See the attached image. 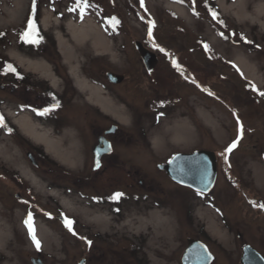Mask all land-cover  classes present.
I'll use <instances>...</instances> for the list:
<instances>
[{
  "label": "rangeland",
  "instance_id": "obj_1",
  "mask_svg": "<svg viewBox=\"0 0 264 264\" xmlns=\"http://www.w3.org/2000/svg\"><path fill=\"white\" fill-rule=\"evenodd\" d=\"M31 1L0 0V71L8 61L24 77H0V264H31V257L46 264L80 258L82 264H135L132 249L142 264H180L188 239L206 242L210 264H240L245 244L264 257L258 209L264 200V0H143L154 21L149 44L136 14L141 0H131L130 8L125 0H91L102 15L90 6L80 14L73 0H40L43 33L39 43L22 47L19 28ZM113 13L121 19L117 32L106 23ZM136 41L157 56L150 73ZM157 45L165 51L150 47ZM174 59L181 67L170 66ZM107 72L123 80L110 83ZM238 119L243 135L227 153ZM112 125L116 134L106 136ZM104 129L101 137L114 148L108 139L111 151L103 155L111 157L94 168L92 150ZM193 150L216 156L217 178L206 195L170 184L156 166ZM139 181L144 192L172 191L174 238L122 237L154 234L156 227L162 235L163 222L147 220V200L122 201L116 216L93 201L92 195L120 188L134 193ZM29 212L39 251L24 223ZM58 215L73 221L72 231ZM97 232L104 234L88 250Z\"/></svg>",
  "mask_w": 264,
  "mask_h": 264
},
{
  "label": "water",
  "instance_id": "obj_2",
  "mask_svg": "<svg viewBox=\"0 0 264 264\" xmlns=\"http://www.w3.org/2000/svg\"><path fill=\"white\" fill-rule=\"evenodd\" d=\"M137 51L147 72H151L157 62V56L147 49L139 41L134 42ZM106 78L110 83H119L123 80V75L107 72ZM116 129L111 126L107 133ZM111 151L109 141L104 137L97 139V144L93 148L95 155L94 168L99 162V157ZM31 162L35 164L29 156ZM157 168L165 171L176 183L189 187L195 191L207 193L214 185L216 179V156L209 150H197L191 153H177L168 162L157 164ZM64 223V217H59ZM65 224V223H64ZM237 236H240L237 232ZM213 256L209 253L205 244L196 239H188L187 246L181 255V264H209ZM240 264H264V257L250 245H244L240 255ZM83 259L78 261L82 264ZM32 264H44L38 257L31 258Z\"/></svg>",
  "mask_w": 264,
  "mask_h": 264
},
{
  "label": "flooded vegetation",
  "instance_id": "obj_3",
  "mask_svg": "<svg viewBox=\"0 0 264 264\" xmlns=\"http://www.w3.org/2000/svg\"><path fill=\"white\" fill-rule=\"evenodd\" d=\"M169 62L171 63V60ZM170 66L172 68H174L175 65L174 64H170ZM199 89H201V91H203L204 96L206 97L207 96L206 87L199 86ZM105 130L106 129H104L102 133H100V134H98L96 136V139H95L96 142H97V139H98L99 136H102V135H104L106 133ZM115 134H116V129L114 131H112V132H109V133L105 134V135L106 136H111V135H115ZM109 141L111 142L112 149H113L114 148V143H113V141L111 139H109ZM193 151H195V150H193ZM190 152H192V151H190ZM104 157H106V158L111 157V154L102 155L101 156L100 167H102V164L104 162ZM91 158H93V160H94L93 154H92ZM94 172H97V170L94 171ZM159 173L164 174L166 179L168 180V182L170 184H173V185L177 184L173 179H171L169 177V175L165 171L160 170ZM124 179H127V178H124ZM231 183H232L233 188H235V179ZM130 184L131 185H133V184L136 185V183H134V182H132ZM138 184H139V186H137V185L133 186L134 191H136L134 193L124 192V190L122 188H120L119 191H117V192H122L124 195L121 196L120 199H118V200L110 198L115 193H117V192H113L109 196L92 195L93 201H95V202H97L99 204H102V205H105V204L108 205L109 208L112 210V214L116 216V215L121 213L120 207H121L122 201L129 200V201L135 202L136 205H140L141 203H143L144 200H147L149 202V205H148L149 208H147V212H148L149 216H147V220H149V223L151 222L152 224H154L156 226L159 224L158 221H162L163 222V227H164V232L162 233V235L159 234V229L156 227V229L153 231L154 234L144 235L142 233V231H140L139 234L131 235L130 237L124 235L122 237H124V238H174L173 212L171 211V213H170L169 212V208L167 207L170 204L171 205L173 204V206H175V204H174V196L172 195L173 194L172 191L170 192L171 195L168 194V193L165 194L163 192L154 194L153 192H151L150 188L147 187V189H146L147 191L144 192V189L142 187L143 186V182L139 181ZM198 194H202V193H198ZM206 194H202V195H206ZM170 202H173V203H170ZM263 203H264V200H261V201L258 202V205H263ZM151 206H152V208H150ZM258 209L262 213H264V208L258 207ZM103 234H101V232H99V233L97 232L96 234H94V233L90 234V237H89L90 239L89 240L92 241V244H91V246L88 245V250H90L92 248V246L95 245L94 239L95 238H100L101 236H103ZM188 238L189 237H187V239ZM201 241L203 243H206L203 240H201ZM140 247H141V245H140ZM135 249H136V247H135ZM183 249H182V251H183ZM132 251H133V249L131 250V254L135 258V264H142L141 257L140 258H136V256H135V252L137 254V251L136 250L134 252H132ZM172 251L173 252H172L171 255H169V257L174 259L175 250H172ZM182 251H181V253H182ZM180 256H181V254H180ZM213 259H214V254H213Z\"/></svg>",
  "mask_w": 264,
  "mask_h": 264
},
{
  "label": "trees",
  "instance_id": "obj_4",
  "mask_svg": "<svg viewBox=\"0 0 264 264\" xmlns=\"http://www.w3.org/2000/svg\"><path fill=\"white\" fill-rule=\"evenodd\" d=\"M90 1L91 0H81V2L83 4V11L87 8V6H90V7H92L97 12L98 15H102V12H103L102 7L99 4H94L93 2L90 3ZM114 1L113 0H109L110 3L111 2L112 3H115ZM125 1H126L127 7L130 8L131 0H125ZM77 2H78V0H73L74 7L77 8V11L80 14H82L83 11H81V8L77 6ZM39 9H40V0H35V7L33 6V0H32L31 3H30V5H29L28 14H27V16H26V18H25V20L23 22V26L19 28V29H21V31H19L18 39H19V45H21L22 47H24L25 45L29 44V43H25L24 40L21 39V35L20 34L26 29V27H27V20H28V18L30 16L36 22L37 29H38V37L41 36V34L43 33V32H41L40 26H39V23H38ZM139 10H140V12L139 11H136V14L139 16L140 20L145 23V25L148 28V30L149 29H152L154 27V24L152 22H154V21L151 18V16L148 14V12L145 11V8H144L143 4H141ZM209 12L212 14V17L214 19H216L218 17V13H217L216 10L210 9ZM213 13L216 14L215 17L213 16ZM106 19H107L106 20V23H107V25L109 27V30L111 32H117L118 29H119V27H120V20H121L120 17H119V14L113 13V15L107 16ZM113 21H116V22L114 23ZM221 23H222V21H221ZM0 33H2V34H0V43H2V41L5 38V36H4L5 35V31H0ZM148 33H149V31L147 32L146 43L149 44L151 36H149ZM205 44L206 43L204 42L203 43L204 49L210 53L211 51L209 50V47L205 48ZM150 47L151 48H155L157 51L160 50V47H157V48L156 47H153V46H150ZM6 64H11V63H9L8 61H6ZM6 64L5 65H2V68H1V71H0V77L9 76V77H12L13 79L18 80L20 82V80H22L24 77L20 73L19 69L17 67H15L14 65L11 64L16 69V72H10V71L7 70ZM17 73L19 75H17ZM8 74H10V75H8Z\"/></svg>",
  "mask_w": 264,
  "mask_h": 264
},
{
  "label": "snow or ice",
  "instance_id": "obj_5",
  "mask_svg": "<svg viewBox=\"0 0 264 264\" xmlns=\"http://www.w3.org/2000/svg\"><path fill=\"white\" fill-rule=\"evenodd\" d=\"M141 4H143V0H141ZM33 6L35 7V0H33ZM77 6L81 8V11H83V4L81 2V0H78L77 2ZM215 13H213V16L215 17ZM114 23L116 21H113ZM154 24V22H152ZM2 34V33H0ZM149 36L152 35V32H151V29H149ZM21 35V39L24 40L25 43H29V44H37L39 43V39H38V29H37V25H36V22L35 20L30 16L27 20V27L26 29L20 34ZM250 43V41H249ZM157 47H159V45H157ZM208 46L205 44V48H207ZM160 51H165V49L163 48H160ZM173 64L176 66V67H180L179 64L176 63L175 59L173 60ZM6 68L8 71L10 72H16V69L11 65V64H6ZM17 75H19L17 73ZM253 89H256V86L254 84L250 85ZM260 95L261 96H264V92H260ZM35 110V109H34ZM50 109H43L42 111L39 112V114L41 115H44L46 114ZM238 122V125H239V134L237 136V138L235 140L232 141L231 144L228 145V147L225 149V152L227 153H230L232 152V150L234 148L237 147V144L240 140V138L242 137L243 135V124L239 122V119L237 120ZM0 124H3V117H0ZM9 131H11V129H9ZM223 155V153H222ZM225 159H227V156L224 157ZM97 167H99V162H97ZM124 194L122 192H117L115 193L112 197H110L111 199H120L121 196H123ZM259 207H262L264 208V205H259ZM47 215H51L50 213H48ZM26 227H27V230H28V234L31 238V241L33 243V245L35 246V248L39 251L41 250L42 248V242L41 240L38 238L37 236V230H36V227H35V223H34V218H33V214L31 212H29L27 214V217L24 221ZM64 223H65V226L70 230L72 231V224H73V221L67 217H64ZM73 235H75V232H73ZM88 245L91 246L92 244V241L91 240H88L87 241Z\"/></svg>",
  "mask_w": 264,
  "mask_h": 264
}]
</instances>
